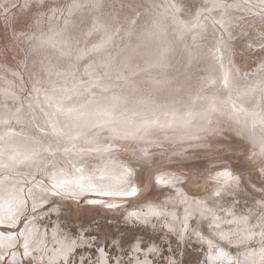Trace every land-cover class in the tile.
Instances as JSON below:
<instances>
[{"label":"bare ground","instance_id":"1","mask_svg":"<svg viewBox=\"0 0 264 264\" xmlns=\"http://www.w3.org/2000/svg\"><path fill=\"white\" fill-rule=\"evenodd\" d=\"M1 31L0 264L163 261L161 238L138 235L125 259L120 236L71 234L59 212L74 203L77 215L79 201L126 225L163 226L167 240L190 232L207 249L202 264H264V0H0ZM238 51L257 60L256 72ZM125 117L139 124L127 128ZM114 126L135 138L109 137L117 149L94 150ZM92 127L97 141L79 136ZM70 141L81 145L61 157ZM150 149L200 163L156 172L124 155L147 163ZM105 154L140 168L133 181L106 171ZM45 163L73 173L47 176ZM144 182L158 187L146 202ZM141 201L143 210L132 204ZM105 236L120 251L114 260L104 246L86 254Z\"/></svg>","mask_w":264,"mask_h":264},{"label":"rangeland","instance_id":"2","mask_svg":"<svg viewBox=\"0 0 264 264\" xmlns=\"http://www.w3.org/2000/svg\"><path fill=\"white\" fill-rule=\"evenodd\" d=\"M30 24H31L30 21L29 22L26 21V24L24 25V27L29 28ZM0 40L3 42L5 41L3 43V45L0 47V49L3 48L4 50H6V48H8V42L5 40V33L3 31L0 32ZM241 46L243 48V45H241L240 42H236V47H241ZM252 53H254V52H252ZM237 60L243 66H245L246 63H247V65L248 64L251 65V68H253V72H251L252 74L254 72H256L255 66L257 65V60H250L248 57H244L240 51H238ZM217 150H219V149H217ZM248 151H249V148H248ZM207 157L211 158L212 156H211V154H209V156H207ZM229 159L231 162H234V163H243L241 160L234 159L232 157H230ZM189 163L195 164V163H200V161L197 160V161H193V162H189ZM261 181H263V180H261ZM261 181L259 180V182H261ZM85 203H86V201H79L78 205L81 208L78 210L79 212L77 213V215L73 214L74 209H76L74 203H67V204L62 203L61 204V205H63V206H61V212H59V213H61L59 215L61 217V223H63L64 228H65V226H68L70 233L73 234L74 236L84 235V236L89 237V238H93V237L100 238V234L102 231H105V230L109 231V233L113 237L120 236L121 243L123 246L122 253H123V257L125 259H127L129 257L128 256L129 249H128V246H126V244L127 245L131 244L138 235H141V236L149 238V239H154V240L163 239L162 241H166V243L163 245V255L164 256H162V259L164 262L163 261L161 262V260H160V264L166 263V258H169L170 256H172L175 259L174 264H202V261L204 259V254L207 252V249L205 248V245L199 244V242L196 241L195 238H193L194 235L191 234L190 232L188 234L190 237L184 236L183 237L184 240L181 238L183 235L180 237L179 235L175 236V234L167 232L169 234V237H170L169 240H167V239H165L166 238L165 233H163L164 232L163 229H165L163 226H160L161 227L160 230L154 229V228H150L149 230H146L147 228H144V226H140L137 224L126 225V224H123V221H122L124 218V215H120L119 218L117 216H115L114 218H111L113 216H109V217L105 216V214L102 213L99 208H94L92 211H88V210H85L83 208L86 206ZM132 204H135V203H132ZM135 206L136 205H132L133 208ZM135 208H138V209L141 208L143 210L144 207L138 206ZM181 211H179V212H181ZM179 217L181 218L180 213H179ZM22 220H24V222L26 223L24 216L22 218L19 217L18 222L20 223V221H22ZM43 221H45V223H47V224H50L53 222L52 219H49V217L44 218ZM18 222H17V226H18ZM190 223H192L191 227L196 226V224H195L196 218L194 216H192L190 218ZM51 225H52V227L54 226L53 223ZM201 226L204 227V231H207V227H206L205 223L201 224ZM20 228L18 229L19 231L18 230H16V231L20 232V230H21ZM80 228L84 229L83 233H81ZM157 230L159 232H157ZM181 234H183V233H181ZM185 234L186 233H184V235ZM101 241L102 240L99 239V240H97V242H95L93 244L92 247H87L86 248L87 249L86 254L89 253V250L91 253H97V251H99V248L104 246L105 249L110 254L111 260H114L115 256H118L120 254V251H118V248L115 246V242L111 241L110 238H108L106 236L104 237L103 241L102 242ZM253 244L255 245L256 243H253ZM97 246H99V248H97ZM235 247H234V245H231V244L230 245L225 244L226 250H230L234 253H237V251H240V249H239L240 245H236ZM78 253L83 254L84 248H79ZM112 263H114V261H112ZM125 263L129 264V262L127 260H125ZM1 264H3V262H1ZM5 264H6V261H5ZM26 264H32V262L27 261ZM84 264H90V261L86 260V262Z\"/></svg>","mask_w":264,"mask_h":264},{"label":"water","instance_id":"3","mask_svg":"<svg viewBox=\"0 0 264 264\" xmlns=\"http://www.w3.org/2000/svg\"><path fill=\"white\" fill-rule=\"evenodd\" d=\"M155 116H157V115H154L153 117L152 116H150L151 118L150 119H148L149 120V122H154V119H155ZM166 116V115H165ZM160 117H163L162 115L160 116ZM131 120H135V119H133V118H124L122 121H123V124H125L126 125V127L127 128H130L131 126L130 125H134V126H136V125H138L139 123H134V122H132ZM121 121V122H122ZM127 121V122H126ZM113 122V121H112ZM105 127V126H104ZM110 129H113V130H109V131H106V129H103V132H105L104 133V135L102 136L103 137V139H101L102 140V143H104V144H101V145H97V146H95V148H94V150H105V149H111L110 151H112L113 149H117V147H114V146H112L111 144H109V141H108V139H109V137H116V140H118V139H121V138H125V137H123V136H130L131 138H135L134 136H131V134H127L126 132H128V130L127 129H125V127L124 126H114V127H111ZM70 130H72V129H70ZM91 130H93V127L90 129V130H87V128H83V129H80V131H83V132H81V133H78L79 134V136L81 135V136H85V137H87V139H91V140H95V141H97L98 139H97V137H96V135L93 133L92 134V131ZM74 131H77V130H75L74 129ZM91 131V132H90ZM90 132V133H89ZM103 132H101V133H103ZM131 133H132V131H130ZM129 133V132H128ZM63 134H65V131H63ZM88 134H90V135H88ZM116 134H119L118 136L116 135ZM72 135V134H71ZM88 135V136H87ZM100 135V134H99ZM136 136V135H135ZM235 136V135H234ZM234 136H232V138H234V139H236L237 141L239 140V137H234ZM70 137V136H69ZM239 142L240 143H242L244 146H247L246 145V143H245V141L244 140H239ZM69 147L66 149L67 150V152H68V155H66V154H63L61 157H65V156H70V155H73V148H76V146H79V145H81V144H71V141H70V143H68L67 144ZM198 147V149H202V148H204V146H197ZM142 148H144V147H141V148H139V149H142ZM196 148V147H195ZM194 147H190L189 149H184L183 148V152L185 153V152H187V151H192L193 149H195ZM139 149H137V152L138 153H140L139 152ZM125 151V150H124ZM153 152V153H151V152ZM150 151H148V152H150V154H149V156L152 158V160H150L149 162H147V163H145V162H141L140 160H136V161H133L134 159H133V156H130L131 154H129V152L128 151H126L125 152V156H127V155H129L128 157H131L132 159H130L131 160V162L132 163H134V162H136V163H140V164H147L148 166H152L151 168L152 169H157V171L156 172H160V171H163V170H161V169H163V168H166V167H169V166H173L174 167V165H178V166H182V167H186V166H188V165H191V163H189V162H193V157L190 159V158H187V157H185V156H183V155H175L174 156V154L171 152V151H169L168 150V154L169 155H165L163 152H161V151H156V152H154V150L153 149H150ZM41 152H45V151H41ZM46 153H48V152H46ZM126 153H127V155H126ZM48 156H50V154H47ZM140 156H142L141 154H139V155H137V157H140ZM43 157L45 158L46 157V155H43L42 157H40L39 156V158H38V160H37V162L38 161H40V160H43ZM104 157V159H103V162L106 164V163H108V164H110V165H108V166H106V171H112L110 168H112V167H115V170L114 171H116L115 173L118 175V176H116L115 178L116 179H119V176L120 177H122L123 178V180L128 176H130V179H129V182H132L133 181V178H134V176L136 175V172L137 171H139V169L138 168H133V166H132V168L131 169H128L127 168V166H126V162H124V160L121 158V156H120V159H117V156H115V154H110V155H104L103 156ZM104 160H106V161H104ZM201 160V159H200ZM54 161V160H53ZM197 161V160H196ZM242 161V160H241ZM36 162V163H37ZM57 162V163H56ZM58 163H62L61 162V160L59 159V160H57V159H55V165L56 164H58ZM49 163H45V165H44V167H43V171L44 170H47L48 168H50V171H48L46 174H47V176L51 173H53L54 171H56V174L59 176V177H62V176H64V175H66V174H69V173H73L71 170H70V168H69V170H67V171H60V170H55V168H51L49 165H48ZM195 164H197V163H195ZM69 165H71L70 164V162H69ZM76 165H80V164H78V162L76 161ZM117 165H118V167H117ZM136 165V164H135ZM192 165H194V164H192ZM191 165V166H192ZM104 168H105V166H103ZM172 167V168H173ZM171 168V170L173 171V169ZM75 169H78V168H75ZM169 169H170V167H169ZM2 170H7V169H5V168H3ZM66 170V169H65ZM166 170H168V169H166ZM52 171V172H51ZM75 171H77V170H75ZM165 171V170H164ZM112 173V172H111ZM46 176V177H47ZM124 176H125V178H124ZM145 176L146 175H144L143 174V176H142V180H144L145 179ZM45 177V178H46ZM119 180H121V179H119ZM140 182V181H139ZM183 182V181H182ZM243 183H245V180H243ZM143 187H141L140 188V192H141V198H143V199H145L143 202H146V201H148V199H150V198H146V197H148L149 195H154L155 194V192H156V190H157V186L155 185V187H153L152 185H150L149 184V182H147V183H145L144 182V184L142 185ZM246 186H248V185H246ZM187 187V186H186ZM188 188V187H187ZM244 188V187H243ZM188 189H190V188H188ZM139 192V193H140ZM132 198V197H131ZM160 198V197H159ZM142 201L141 202H133V203H138L137 205H140L141 203H143Z\"/></svg>","mask_w":264,"mask_h":264},{"label":"snow or ice","instance_id":"4","mask_svg":"<svg viewBox=\"0 0 264 264\" xmlns=\"http://www.w3.org/2000/svg\"><path fill=\"white\" fill-rule=\"evenodd\" d=\"M150 251H153V252H154V251H155V249H150Z\"/></svg>","mask_w":264,"mask_h":264}]
</instances>
